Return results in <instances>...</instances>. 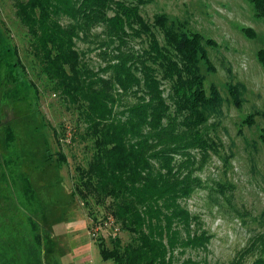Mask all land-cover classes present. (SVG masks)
I'll return each mask as SVG.
<instances>
[{"label": "rangeland", "instance_id": "374dc122", "mask_svg": "<svg viewBox=\"0 0 264 264\" xmlns=\"http://www.w3.org/2000/svg\"><path fill=\"white\" fill-rule=\"evenodd\" d=\"M14 10L12 0H0L6 69L0 84V264H112L101 257L99 241L111 247L114 236L121 242L129 236L103 225L98 219L106 207L85 201L75 188L76 165L90 157L92 138L79 135L84 122L77 108L50 87ZM140 12L148 20L164 12L211 38L204 45L214 69L203 59L200 68L206 90L215 84L221 96L206 122L215 147L203 161L193 151L192 173L201 182L184 202L197 216L195 229L208 239L183 252L176 248L177 262L190 257L192 264H250L264 258V67L256 55L264 18L248 0H149ZM87 55L98 61L94 51ZM237 81L245 88L239 104L231 92Z\"/></svg>", "mask_w": 264, "mask_h": 264}, {"label": "trees", "instance_id": "16d2710c", "mask_svg": "<svg viewBox=\"0 0 264 264\" xmlns=\"http://www.w3.org/2000/svg\"><path fill=\"white\" fill-rule=\"evenodd\" d=\"M12 1L40 71L77 108L79 135L92 138L90 157L76 165L75 188L106 207L99 221L111 216L129 236H114L111 247L99 241L101 257L112 264H192L190 257L177 262L175 249L208 239L184 202L201 182L192 173L196 154L203 161L215 147L206 122L221 96L215 84L206 90L200 68L203 59L214 69L204 45L211 38L164 12L146 19L140 6L149 0ZM248 1L264 18V0ZM256 55L264 67V40ZM5 71L0 51V84ZM243 89L231 83L238 104Z\"/></svg>", "mask_w": 264, "mask_h": 264}, {"label": "built area", "instance_id": "2783aa9c", "mask_svg": "<svg viewBox=\"0 0 264 264\" xmlns=\"http://www.w3.org/2000/svg\"><path fill=\"white\" fill-rule=\"evenodd\" d=\"M103 220H104L103 225L108 226L112 230L113 233H116L120 230L119 224L116 222V220L113 217L108 216L107 218Z\"/></svg>", "mask_w": 264, "mask_h": 264}]
</instances>
